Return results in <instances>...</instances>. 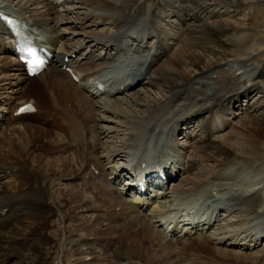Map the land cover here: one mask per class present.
Masks as SVG:
<instances>
[{
    "label": "bare ground",
    "instance_id": "1",
    "mask_svg": "<svg viewBox=\"0 0 264 264\" xmlns=\"http://www.w3.org/2000/svg\"><path fill=\"white\" fill-rule=\"evenodd\" d=\"M47 1L0 0V8L13 6L39 29L51 30L47 44L55 53L44 80L29 78L11 56L9 41L2 40L0 26V113L6 120L16 103L28 99L39 108L0 127V182L9 178L0 183V210L8 207L0 214V264H264V246L250 254L235 249H253L264 240V102L246 103L247 119L240 117L223 142L211 140L209 133L231 124L226 117L217 121L219 111L233 114L232 105L251 92L264 94L258 80L264 78V66L251 61L264 49L258 45L264 39L243 56L234 55L237 41L231 35L245 37L253 25L250 17H241L251 11L248 1L186 0L187 7L183 0H80L90 12L77 13L73 21L67 14L56 21L60 12ZM39 4L42 12H33L30 6ZM166 5L170 13L165 16L174 13L181 21L189 17L198 23L173 56L166 53L170 43L158 24ZM92 7L101 8L98 17L113 29L85 30L73 41L69 34L78 32L58 28L62 22L72 29L85 27ZM145 39L154 42L145 44ZM72 53L76 57L70 56L68 65L82 76L79 82L62 69ZM162 55L167 58L160 64ZM122 66L162 87L161 98L141 91L99 97L91 80ZM190 123L204 134L184 158L177 130ZM151 143L160 156L177 152L178 174L191 172L165 189L166 198L155 200L160 214L166 218L175 212L166 204L171 196L189 200L209 194L207 201L213 199V211L196 237L185 240L176 229L175 238H167L170 230L141 212L148 206L123 199V191H130L127 184L116 185L119 161L139 156ZM205 161L212 166L200 169ZM124 215L131 221L122 223Z\"/></svg>",
    "mask_w": 264,
    "mask_h": 264
},
{
    "label": "rangeland",
    "instance_id": "2",
    "mask_svg": "<svg viewBox=\"0 0 264 264\" xmlns=\"http://www.w3.org/2000/svg\"><path fill=\"white\" fill-rule=\"evenodd\" d=\"M14 1H16V2H18L19 0H14ZM23 1H25V0H23ZM60 1H64V0H60ZM185 1V3H183L184 5H187L188 4V2L186 1V0H183V2ZM205 1H207L209 4L211 3V2H213V0H205ZM248 1V3L250 4L249 5V7H250V12L248 13L247 12V14H246V11L245 12H242V18H248V17H250L251 18V20H252V22H253V25H252V27H251V29L249 30V32H248V34L245 36V37H240L239 38V34H236V33H233L231 36L234 38V39H236V41H237V44L235 45V49H236V51L237 52H235L234 53V55L236 56V57H240V56H243V54H244V52L248 49V48H250V47H252V46H254L255 44H257L258 43V41L260 40V39H264V0H247ZM68 3H65L64 5V7H63V9L65 8V7H68V6H76V8H75V10H74V12L73 13H69V16H71V18L72 19H75L76 18V15H78L77 14V11L78 12H83V11H86V10H83V8L82 7H80V6H83L82 4H79L78 2H72V3H69V1H67ZM55 3V2H54ZM191 4H194L193 2H190V5ZM195 6V5H194ZM213 6H214V4H213ZM13 7V6H12ZM30 8L33 10V12H42V10H43V7H42V4L40 5H36V6H30ZM164 8V9H163ZM40 9V10H39ZM101 8H95V7H93L92 8V11L94 10V11H97V12H102L101 10H100ZM163 9V10H162ZM169 9H170V7L169 6H164V7H162L160 10H161V12L163 13V15H167V13H168V11H169ZM196 9H198V8H196ZM166 11V12H165ZM95 13V12H94ZM62 14H65V11L64 12H62ZM80 15V14H79ZM98 14H96V16H97ZM204 15V14H203ZM166 18V17H165ZM162 22H161V21ZM172 20H177L175 17H172ZM101 21V20H100ZM63 23V22H62ZM86 23H93L92 21H90V20H87L86 21ZM100 23H102V22H100ZM98 24L97 26H96V29H98V30H102L103 28H109L110 27V24L109 23H103V24ZM159 23H161L163 26H165V28L167 29V31H168V28H169V31L171 30L172 31V29H173V31L172 32H175L176 31V35L178 36V37H181V38H178L179 40H176V42H174V40H171V42H172V45L173 46H171V48H170V55H174L178 50H179V48L181 47V46H186V42H185V40H190L191 38V35H193L192 33H191V31L188 29L187 30V28L188 27H191V28H193L192 26H194L195 24H198L195 20H191V19H189L187 22L186 21H184V22H182L181 24H179V27H180V29H176L175 27L174 28H172V26L171 25H169V24H167L166 23V20H162V19H159ZM185 23V24H184ZM193 23V24H192ZM189 25V26H188ZM72 25H69V27H71ZM89 26V25H88ZM181 26H183V28L181 27ZM67 28V26H63V28ZM69 27L67 28L68 30H70L69 29ZM62 28V27H61ZM84 28V27H83ZM83 28H81V29H83ZM91 28H93V27H91ZM112 28V27H111ZM172 28V29H171ZM71 29H72V27H71ZM182 29V30H181ZM74 30L76 31V32H78V33H75V34H73V35H71V34H69L70 36H71V38H73L72 40L73 41H77V40H79L80 38H82V34H83V32L86 30H83V31H80V30H76L75 29V27H74ZM74 30H72V31H74ZM98 30H86V31H88V33H90V32H100V31H98ZM178 30H179V32H178ZM71 31V32H72ZM69 32V31H68ZM70 32V33H71ZM177 32H178V34H177ZM185 33H187V34H185ZM179 34H181V35H179ZM188 35V36H187ZM227 35V34H226ZM226 35H222L223 36V38H227V36ZM188 37V38H187ZM181 39V40H180ZM259 39V40H258ZM152 41H153V39H151ZM183 40V41H182ZM154 42V41H153ZM152 42V43H153ZM180 42H181V44H180ZM178 44H179V46H178ZM209 44V43H208ZM258 45H260V48L261 47H263L264 48V43H258ZM250 46V47H249ZM248 47V48H247ZM174 52V53H173ZM172 58V57H171ZM166 60V59H165ZM255 65H262V66H264V49L262 50V51H258L257 53H256V55H254V58L251 60ZM164 62V61H163ZM163 62H161L160 64H162ZM259 80V82H260V84H262L263 86H264V78H259L258 79ZM186 84H187V82H185ZM188 85H192V84H188ZM159 87L160 86H156V85H152V86H146V85H142L138 90H136V91H141L142 93H144V92H149L151 95L150 96H152V98L154 97V99H156L157 97L158 98H161V96H162V94H163V88L162 87H160V90H159ZM136 91H133V92H136ZM259 90H255V91H253V93L251 94L250 93V97L249 98H247V99H245L244 101H240V102H236V103H240L241 105L243 104L244 106H243V110L242 109H236L237 107H235V109L239 112V113H236V115H240L239 117H235V116H233L232 115V113H231V111L229 110V113L227 114V115H232L230 118L232 119V121H231V126L229 125V127H227L226 129H223V130H221V131H217V132H215L213 135H212V138H213V140L214 141H217V142H223V140L225 139L223 136H225V134L228 132V130L229 129H233L234 127H235V125L237 126V124L236 123H238V120H239V118L240 117H245L244 119H247L246 118V114H245V112H244V110H246V108H247V104H251V103H254L256 100H262V102H264V94L263 93H261V92H258ZM249 100V101H248ZM247 103V104H246ZM233 106V105H232ZM237 106V105H236ZM258 112V113H257ZM260 111H254V113L255 114H257V115H260V113H259ZM224 114H226V113H224ZM234 114V113H233ZM237 120V121H236ZM193 121H195V120H193ZM220 122V121H219ZM190 124H192V123H190ZM189 124V125H190ZM195 124V123H194ZM188 125V126H189ZM234 125V126H233ZM187 126V125H186ZM233 126V127H232ZM191 126H189L188 128H190ZM232 127V128H231ZM199 130V128H197L196 129V131H198ZM196 133V132H195ZM198 133H200V131H198ZM178 139H179V137H178ZM181 141H186V139L184 138L183 140H181ZM189 143H190V141H188ZM190 144H196V143H190ZM262 145H264V139H263V141H262V143H261ZM193 146V145H192ZM203 162V161H202ZM206 165L208 164L209 165V167H211L212 165V162H209V161H206V163H205ZM201 165V164H200ZM199 165V166H200ZM211 165V166H210ZM203 166H205V165H201L199 168L201 169ZM222 169V168H221ZM220 169V170H221ZM219 170V171H220ZM264 175V174H263ZM262 175V176H263ZM251 177V176H250ZM3 181H1L0 183L2 184V182H4V183H7L8 181H9V178H6V177H4L3 179H2ZM180 181H177L176 182V184H178ZM180 207V206H179ZM176 209H177V207H176ZM255 248V247H254ZM261 248H262V246H261V244H260V247H256L255 249H253V250H247V252L249 253V252H254V253H257L258 252V250H261ZM241 250V249H240ZM244 251V250H243Z\"/></svg>",
    "mask_w": 264,
    "mask_h": 264
}]
</instances>
